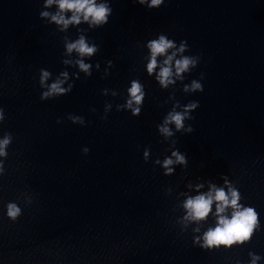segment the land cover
<instances>
[{"label":"clouds","instance_id":"obj_1","mask_svg":"<svg viewBox=\"0 0 264 264\" xmlns=\"http://www.w3.org/2000/svg\"><path fill=\"white\" fill-rule=\"evenodd\" d=\"M136 3L147 6L149 9L160 8L165 0H135ZM52 5H56L57 11L50 12L42 10L40 18L46 19L49 23H54L59 27L61 32H65L70 25L78 26L87 24L90 29L100 28L106 25L109 17L112 15V8L109 0H44L43 9H48ZM71 13L70 16L67 14ZM78 37L71 40L64 38L65 57H71L75 53L74 59L65 58L62 63L66 66L78 68V72L73 73L75 79H79V73H84L85 77L92 75L93 65L87 63L86 60L91 59L99 48L94 43H89L84 29H77ZM148 55L145 65L146 72L149 76L155 74V80L162 89H169L175 86L177 81H183L185 74L195 69L199 62L200 56L186 55L189 51L187 41H180L177 44L174 40L169 39L165 34H159L157 38L150 39L146 43ZM158 57H164L162 64H158ZM113 66L112 61H107V67L104 69L103 76L110 75L109 69ZM159 71L157 72V68ZM95 68L100 70V64L96 63ZM204 74L201 73V80ZM52 80L51 83L49 81ZM68 71H61L54 79L52 73L46 69H40L39 85L44 89L40 99L42 101L64 96L70 93L74 87V83H70ZM65 85H67L65 87ZM203 85L200 80L193 79L190 84L183 85V92L187 94L203 92ZM109 89H103L102 94L108 95ZM113 97L118 93L111 90ZM146 92L144 85L138 80L130 81V87L127 88V98L124 104H117L116 110H128L132 116L138 117L141 114ZM174 100V93L169 97ZM199 107L198 101H191L186 105H181L176 101L171 110L164 116L162 122L157 125L158 133L163 137L164 141H170L174 146L176 141L172 138L177 132L191 133L194 131L190 124L186 121L194 119L191 115ZM112 109L111 103L104 106L105 115L101 119L107 118V113ZM179 109V110H178ZM95 111V109H92ZM5 111L0 107V124L5 120ZM68 119L74 124L84 125L85 120L81 116L69 115ZM57 123H60L58 120ZM13 142V134L5 132L0 137V177L6 175L5 160L8 158V148ZM84 154L89 152L87 147L82 149ZM145 162L150 159V149L145 148L143 152ZM155 165H159L164 171L165 176L174 174V165L187 166L188 161L186 155L178 149L171 151L169 156H165L163 160L156 159ZM225 187L218 188L215 184H210V190L206 194L196 195L187 198L182 207L185 215L179 221L187 227V222H200L209 217L212 212L213 203H215V227L208 228L202 235L193 237V243L202 249L212 250L220 247L231 248L233 246H242L249 243L255 232L260 229L259 213L254 207L245 206L240 201L242 196L238 188L227 176H223ZM203 187L198 185L197 188ZM225 188L227 190H225ZM25 204H31V197H25ZM6 216L9 220L15 222L23 214L22 208L17 202L10 201L6 204ZM230 210V212H229ZM194 232H200L197 227ZM250 264H258L262 259L261 256L254 252L248 253Z\"/></svg>","mask_w":264,"mask_h":264}]
</instances>
